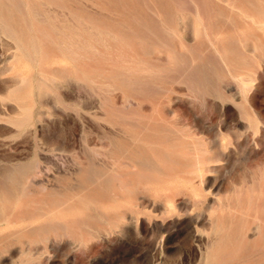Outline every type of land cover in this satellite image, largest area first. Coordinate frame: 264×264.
<instances>
[{
    "label": "rangeland",
    "instance_id": "374dc122",
    "mask_svg": "<svg viewBox=\"0 0 264 264\" xmlns=\"http://www.w3.org/2000/svg\"><path fill=\"white\" fill-rule=\"evenodd\" d=\"M261 16L0 0V264H264Z\"/></svg>",
    "mask_w": 264,
    "mask_h": 264
},
{
    "label": "bare ground",
    "instance_id": "6f19581e",
    "mask_svg": "<svg viewBox=\"0 0 264 264\" xmlns=\"http://www.w3.org/2000/svg\"><path fill=\"white\" fill-rule=\"evenodd\" d=\"M254 1H255V0H254ZM229 3H230V2H229ZM233 4H234V3H233ZM257 4H258V3H257ZM224 5H225V4H224ZM226 5H227V4H226ZM226 5H225V6H226ZM228 5H229V4H228ZM234 5H235V4H234ZM234 5H233V6H234ZM230 6H231V4H230ZM230 6H229V7H230ZM233 6H231V7H233ZM261 6H262V5H261ZM229 7H227V8H229ZM236 7H237V6H236ZM241 7H242V6H241ZM237 9H239V8H237ZM231 10H232V9H231ZM239 11H240V10H239ZM239 11H238V12H239ZM259 16H260V15H259ZM244 17H245V16H244ZM261 17H263V16H261ZM249 18H250V17H249ZM247 19H248V18H247ZM259 19H260V18H259ZM263 19H264V17H263ZM252 20H253V18H252ZM251 22H252V21H251ZM252 23L255 24L254 21H253ZM177 139H178V137H177ZM181 139H182V137H181ZM193 140H194V139H193ZM197 142H198V141H197ZM192 146H193V145H192ZM192 146H191V147H192ZM193 147H194V146H193ZM189 150H190V149H189ZM193 151H194V149H193ZM195 152H196V151H195ZM176 165H177V164H176ZM201 165H202V164H200V166H201ZM192 167H193V165H192ZM195 167H197V166H195ZM180 174H181V173H180ZM176 175H179V174H176ZM176 175H175V176H176ZM188 175L190 176V174H188ZM197 176H198V175H197ZM197 176H196V177H197ZM183 180H184V179H183ZM185 181H186V180H185ZM193 181H194V180H193ZM192 185H193V184H192ZM196 187H197V186H196ZM198 188H200V186H198ZM189 189H190V188H189ZM198 190H199V189H198ZM197 192H198V191H197ZM200 192H201V189H200ZM200 192H199V193H200ZM192 199H193V198H192ZM194 200H195V199H194ZM201 200H202V199H201ZM193 203H194V202H193ZM193 203H192V205H193ZM195 203H197V202H195ZM239 203H240V202H239ZM118 204H119V202H118ZM123 204H124V203H123ZM125 205H126V204H125ZM127 205H128V204H127ZM120 206H121V204H120ZM120 206H119V208H120ZM129 206H130V205H129ZM126 207H127V208H125V207H123V208H125V209H129V208H130V207L128 208V206H126ZM130 209H131V208H130ZM220 212H221V210H220ZM212 213H213V212H212ZM201 216H202V215H201ZM202 218H203V217H202ZM8 224H9V223H8ZM22 224H23V223H22ZM5 226H7V225H5ZM10 233H11V232H10ZM18 240H19V239H18ZM5 241H6V240H5ZM5 243H7V242H5Z\"/></svg>",
    "mask_w": 264,
    "mask_h": 264
}]
</instances>
